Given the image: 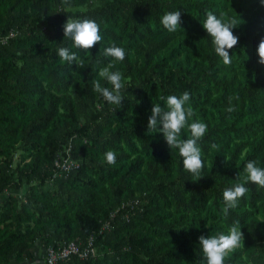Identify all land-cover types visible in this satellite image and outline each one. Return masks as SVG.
Wrapping results in <instances>:
<instances>
[{"label":"trees","instance_id":"obj_1","mask_svg":"<svg viewBox=\"0 0 264 264\" xmlns=\"http://www.w3.org/2000/svg\"><path fill=\"white\" fill-rule=\"evenodd\" d=\"M180 10L181 27L160 23ZM206 11L238 19L239 42L226 66L202 27ZM68 18L96 20L103 40L88 51L64 37ZM0 264L34 261L37 245L57 246L97 231L118 205L114 228L97 237L96 257L59 264H205L198 238L227 233L239 220L245 240L224 264H264V188L248 192L225 216L223 190L243 175L248 160L264 167V66L256 47L264 36L261 0H0ZM126 50L113 69L125 78L122 105L107 103L92 81L111 57L109 42ZM70 47L84 68L57 54ZM191 93L190 104L208 131L200 142L204 168L194 177L163 134L147 131L153 103ZM233 111H228L229 108ZM189 135L183 130L182 138ZM212 144L218 147L213 149ZM71 145L79 167L53 168ZM247 149L245 153L244 150ZM116 152V163L104 160ZM242 153H244L242 157ZM228 160V161H227ZM45 264V263H44Z\"/></svg>","mask_w":264,"mask_h":264},{"label":"clouds","instance_id":"obj_2","mask_svg":"<svg viewBox=\"0 0 264 264\" xmlns=\"http://www.w3.org/2000/svg\"><path fill=\"white\" fill-rule=\"evenodd\" d=\"M67 2V0H65ZM264 4V0H261ZM238 19L235 16H229L225 12L219 15L213 11H206L205 18L201 22L207 35L211 38L214 52L226 66L233 62L229 50L234 49L239 42V37L234 34L233 29L237 28ZM160 23L170 33H175L178 27H181L182 13L180 10L168 11L161 17ZM64 37L70 39L73 47L76 49L88 51L103 40L100 25L94 19H72L68 18L63 25ZM103 56L111 57L109 63L99 70V77L103 78L108 85L101 84L99 79L92 81V88L99 93L103 99L113 105H122L124 97L122 92L125 88V78L120 70L113 69L118 62L126 58V50L109 42V46L100 48ZM258 56L257 63L264 66V36L259 39L256 47ZM57 54L62 62L69 66L84 68V61L76 51L70 47L61 46L57 49ZM164 106L160 103H153L150 115L147 118V131L159 130L163 134L164 141L169 149H178L182 157L183 168L192 176L198 177L204 168V160L200 142L208 131V125L203 120L192 119L197 115L196 110L191 106V93L184 91L181 95H168ZM228 111H233L230 107ZM187 129L189 135L182 138L183 130ZM216 149L218 146L212 144ZM247 152V149L244 150ZM244 153H242L243 157ZM116 152L108 150L104 153V160L109 165L116 163ZM228 161V160H227ZM251 182L264 188V167L258 166L256 160H248L244 165L243 175H237V182L223 190L224 207L222 212L225 216L229 214L230 209L238 206L239 200L246 195L248 188L246 184ZM245 240L240 221L234 220L228 228L227 233H217L215 235H203L198 238L201 246L205 264H224L226 256L237 248H240Z\"/></svg>","mask_w":264,"mask_h":264},{"label":"built area","instance_id":"obj_3","mask_svg":"<svg viewBox=\"0 0 264 264\" xmlns=\"http://www.w3.org/2000/svg\"><path fill=\"white\" fill-rule=\"evenodd\" d=\"M15 31L12 30L8 35L0 36V43H7L8 40L15 36ZM71 145L67 146L64 151V157L62 162H57L56 167L53 168L54 176H62L63 172L59 170L61 167L66 173H69L71 170L78 168L79 163L74 160L71 156ZM27 189L23 188L19 191H12L9 188H6L0 194V212L3 208V202L9 195L18 196L20 199L24 200V194ZM25 201V200H24ZM141 203L140 199H135L127 203H122L118 205L114 210H112L109 216L102 222L101 227L88 235L85 238L78 237L77 239L71 241H64L62 244L57 246H49L46 250L45 264H59L61 261L70 260L73 256H77L81 259H88L91 257H96V240L97 237L114 228V221L117 220L118 214L123 212V216L126 219H129L130 214L129 210H133L135 206Z\"/></svg>","mask_w":264,"mask_h":264},{"label":"crops","instance_id":"obj_4","mask_svg":"<svg viewBox=\"0 0 264 264\" xmlns=\"http://www.w3.org/2000/svg\"><path fill=\"white\" fill-rule=\"evenodd\" d=\"M46 250L47 249L44 248L41 244H38L37 249H36L37 257L34 261L19 262L16 259H13L8 264H44L45 263Z\"/></svg>","mask_w":264,"mask_h":264},{"label":"rangeland","instance_id":"obj_5","mask_svg":"<svg viewBox=\"0 0 264 264\" xmlns=\"http://www.w3.org/2000/svg\"><path fill=\"white\" fill-rule=\"evenodd\" d=\"M45 255H46V253H45Z\"/></svg>","mask_w":264,"mask_h":264}]
</instances>
